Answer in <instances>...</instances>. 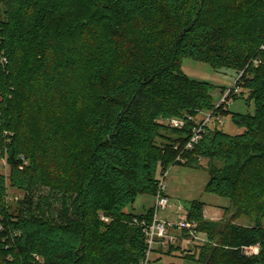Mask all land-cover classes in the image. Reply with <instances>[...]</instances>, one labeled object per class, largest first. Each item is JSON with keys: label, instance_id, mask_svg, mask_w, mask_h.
<instances>
[{"label": "trees", "instance_id": "trees-1", "mask_svg": "<svg viewBox=\"0 0 264 264\" xmlns=\"http://www.w3.org/2000/svg\"><path fill=\"white\" fill-rule=\"evenodd\" d=\"M0 11V161L9 166L0 174V264H138L145 237L132 220H149L151 209L125 208L138 195L153 197L157 173L179 155L191 168L206 159L205 192L236 209L213 233L203 206L191 204L186 218L207 239L197 262L264 264V0L237 8L224 0H0ZM183 58L244 74L254 112L232 115L241 134L207 127L182 152L188 127L169 121L188 123L215 108L209 85L182 73ZM90 86L114 101L95 98L80 126L68 104L80 92L92 96ZM32 118L43 119L40 137ZM168 124L172 139L161 136ZM56 164L72 184L70 192L52 191L73 196L63 195L49 223L13 219L8 189L29 195L42 181L41 166L57 175L49 167ZM242 216L253 225L234 222Z\"/></svg>", "mask_w": 264, "mask_h": 264}, {"label": "rangeland", "instance_id": "rangeland-1", "mask_svg": "<svg viewBox=\"0 0 264 264\" xmlns=\"http://www.w3.org/2000/svg\"><path fill=\"white\" fill-rule=\"evenodd\" d=\"M251 1L252 0H224V3L233 8H237L246 6ZM5 22L6 19L4 14L0 11V25ZM5 61L4 52L0 51V70L5 69ZM181 71L191 80L207 83L210 88L209 94L212 103L215 108L220 105L215 110L212 120L208 123V127L222 130L224 133L231 135L241 134L243 129L238 128L232 123V115H252L254 112L253 103L247 100V93L241 87V80L244 74L242 72L237 74L231 70H214L205 62L194 61L188 58H183L181 60ZM91 90H94L92 96L84 95L80 92L74 96L75 99L68 104L70 108H77L73 114L75 116L73 120L80 126L81 122L78 121L80 114L84 115L86 111L88 113L93 109L95 98H102L106 102L109 100L110 102L114 101L108 96L102 97L100 89L98 88L96 90L92 87ZM241 93H243L242 96L240 95ZM222 99L226 100V104L221 103ZM75 104H79V106L74 107ZM63 113L64 110L62 109L61 116H63ZM208 113L209 112H200L198 116L195 117V120H203ZM41 119L42 118H32L29 121L33 134L39 137L44 132V125L41 123ZM82 121H84V117ZM165 124L167 123L165 122ZM65 127L68 129L69 125ZM167 127L168 129L164 128L161 130V136H164L165 139H169L170 137L172 139L173 135L170 131L171 129H169V124ZM50 130L51 127H49V131ZM4 134L8 135V133ZM191 160H196L195 154L192 155ZM26 165L18 164L17 166L19 170L22 171L23 167ZM49 167H53V169L57 168L59 170L58 174L51 175L50 170L41 166L42 181L34 188L32 193H29V195L23 190L8 189L6 201L10 207L9 212L13 219L18 220L24 218L26 215H30L33 219L49 223L56 212L60 210V200L65 199L63 195L70 196V193L52 191V186H57L62 188L60 190L61 192H70V185L72 184L70 175L63 172L61 170L62 168L57 164L53 166L50 165ZM166 171L165 195L169 200V206L165 212L159 214V218L162 220L176 224L182 217L187 216V211L190 209L192 203L201 204L206 212H210L209 217L212 216L211 213H216L217 215L215 220L212 219L210 221L206 219L207 222L213 224L212 232L214 233L216 229L219 230L220 226L228 222L234 215L236 209L231 207L229 200L205 192V186L209 179L206 159H201L199 165L195 168L183 166L181 163L170 165L166 168ZM8 172L9 166H6V159L4 158L0 161V174L7 176ZM159 177L160 172L157 173V178ZM72 196L73 195L68 198ZM153 203L154 199L152 196L141 194L135 198L132 205L125 208V212L141 215L148 212L153 206ZM254 221V219L242 216L234 222L238 225L250 226L253 225ZM259 222L264 226V213L259 216ZM198 238L200 240L199 244L181 242V245L173 246L170 252H167L166 248H155L150 255L148 264H201L198 263L196 259L200 249L203 247L202 245L206 244H204L206 237L201 233L198 234ZM257 251L258 249L253 247L248 250V253L254 254L257 253Z\"/></svg>", "mask_w": 264, "mask_h": 264}, {"label": "built area", "instance_id": "built-area-1", "mask_svg": "<svg viewBox=\"0 0 264 264\" xmlns=\"http://www.w3.org/2000/svg\"><path fill=\"white\" fill-rule=\"evenodd\" d=\"M226 104V100L222 99V102ZM220 105L217 106V108ZM224 106V105H223ZM214 110L210 111L205 118L201 121H196L195 118L188 117V123L184 120H170L169 123L171 127L176 129H182L188 127L189 136L187 142L185 143L182 152L191 151L196 144L202 138L208 123L212 120V116L215 113ZM199 114V113H198ZM178 147H174L177 150ZM177 164H184V160L181 156H177L175 161ZM167 176V171H163L158 178L156 184L155 194L153 196L154 203L151 208V217L147 219L133 218L132 223L136 227H141L144 232L145 237V250L143 259L138 264H148L151 253L157 249L168 248L169 246L181 245V242L187 244H199L200 240L198 238L199 232L197 230V224L193 221H189L186 217H182L178 223H169L166 220L159 218V214L165 212L169 206V200L165 195V179ZM203 219L206 220L203 214ZM100 220L108 223L109 219L105 218L103 215L100 216ZM207 242H204V244ZM36 261H39L38 256H34Z\"/></svg>", "mask_w": 264, "mask_h": 264}, {"label": "crops", "instance_id": "crops-1", "mask_svg": "<svg viewBox=\"0 0 264 264\" xmlns=\"http://www.w3.org/2000/svg\"><path fill=\"white\" fill-rule=\"evenodd\" d=\"M151 208H152V207H151ZM151 208H150V209H151ZM150 209H149V210H150ZM144 214H145V213H144ZM203 214L205 215V218L208 219V220H210V221H211L212 219L215 220V219L217 218V217H216V216H217L216 213H211L212 216L209 217L210 212H206V211L204 210V208H203ZM218 217H219V216H218ZM209 218H210V219H209Z\"/></svg>", "mask_w": 264, "mask_h": 264}]
</instances>
